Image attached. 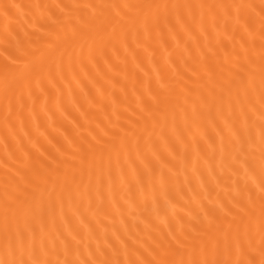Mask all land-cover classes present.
Masks as SVG:
<instances>
[{
    "label": "snow or ice",
    "instance_id": "obj_1",
    "mask_svg": "<svg viewBox=\"0 0 264 264\" xmlns=\"http://www.w3.org/2000/svg\"><path fill=\"white\" fill-rule=\"evenodd\" d=\"M0 42V264H264V0H9Z\"/></svg>",
    "mask_w": 264,
    "mask_h": 264
},
{
    "label": "bare ground",
    "instance_id": "obj_2",
    "mask_svg": "<svg viewBox=\"0 0 264 264\" xmlns=\"http://www.w3.org/2000/svg\"><path fill=\"white\" fill-rule=\"evenodd\" d=\"M9 2V0H0V3ZM17 3H74V2H91V3H101V2H122V0H15ZM132 2H138V0H132ZM155 2H170V3H176V2H202V0H155ZM208 2H212V0H208ZM255 3H259V0H254ZM2 44V42H0ZM2 54H3V48L0 47V63H2ZM59 115V114H57ZM3 128H4V104H3V98H2V86H0V159L4 158V139H3ZM3 176V170L0 169V178Z\"/></svg>",
    "mask_w": 264,
    "mask_h": 264
}]
</instances>
